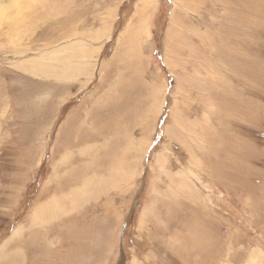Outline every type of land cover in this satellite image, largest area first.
<instances>
[{"label": "rangeland", "instance_id": "1", "mask_svg": "<svg viewBox=\"0 0 264 264\" xmlns=\"http://www.w3.org/2000/svg\"><path fill=\"white\" fill-rule=\"evenodd\" d=\"M18 1L0 0V253L264 264V0ZM76 120L95 148L68 143Z\"/></svg>", "mask_w": 264, "mask_h": 264}, {"label": "bare ground", "instance_id": "2", "mask_svg": "<svg viewBox=\"0 0 264 264\" xmlns=\"http://www.w3.org/2000/svg\"><path fill=\"white\" fill-rule=\"evenodd\" d=\"M34 2H37L38 4H41L42 2H44L45 0H33ZM18 0H12V5H18ZM25 4H27V5H29V4H32V0H25ZM36 4V3H35ZM37 4V5H38ZM5 17V15L4 14H2V12L0 11V22L3 20V18ZM116 112V111H115ZM117 113V112H116ZM112 119V118H111ZM110 119V120H111ZM82 120H76V122L74 123V124H78V126H75L76 127V131L74 132V131H69V132H67V134H66V136H65V138L67 139V141H68V143L69 144H72V146L73 147H76L77 146V144H85V148L84 149H86L87 147H90V146H93L94 148L96 147V144H92V145H90V146H88V143L90 144V142H93L94 140H96V134H92L91 132H84L83 134H81L82 132V130H81V126H82V124L80 123ZM101 121H104L103 119H101ZM108 122V121H107ZM110 122V121H109ZM65 126V125H64ZM71 126H73V125H71V124H66V126L64 127V128H62L63 129V131L65 130V129H67V128H69V127H71ZM109 127V124H106V125H103V126H101V127H98V133L97 134H99V135H106L107 133H108V130H110V127ZM63 131H62V133L61 134H63ZM102 137V136H101ZM73 141V142H72ZM72 142V143H71ZM81 144V145H82ZM64 145H67V143H65ZM71 149V148H70ZM83 150H81V152H82ZM88 152L87 151H85V154H87ZM84 154V155H85ZM89 156V155H88ZM76 159H77V161H78V157H75ZM87 161H88V159H87ZM62 164H67V163H65V160H63V162H62ZM92 165H94V164H92ZM163 165V162H161V166ZM91 166V165H90ZM90 166H88L87 164H84V165H82V166H74V169H72L71 171H69L68 173H66V175H65V178L63 179L64 180V183H65V185H66V187L68 188V186H71V185H73L74 183H76L78 180H79V183L81 184V181H83V179H84V173L88 170V169H90L91 167ZM93 168H95V167H93ZM92 169V168H91ZM86 174V173H85ZM91 174V173H90ZM90 174H88V175H90ZM97 175V174H96ZM184 177V176H183ZM55 178H57V177H55ZM92 178V177H91ZM86 180V178L84 179V181ZM183 181V180H182ZM186 181V180H185ZM90 183V182H89ZM89 183H87V184H89ZM182 182H180V184H181ZM183 183H184V181H183ZM187 183V182H186ZM85 184H86V182H85ZM86 184V185H87ZM177 184V183H176ZM82 185V184H81ZM74 186V185H73ZM60 187V186H59ZM18 231H20V230H18ZM32 237H33V233H29V237H28V240L27 241H30L31 239H32ZM17 240H14V243H13V246L14 247H16V246H21L22 245V243H19L18 244V242H16ZM12 244H10V246H11ZM8 246V245H7ZM13 251V250H12ZM1 254H2V260H3V263L4 264H19V260H17L16 258H15V256H16V253H12V254H10V255H6V252L5 251H3L2 250V252L0 253V256H1ZM14 258H15V260H14ZM253 264H257V263H255L254 261L252 262Z\"/></svg>", "mask_w": 264, "mask_h": 264}]
</instances>
